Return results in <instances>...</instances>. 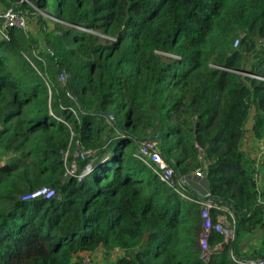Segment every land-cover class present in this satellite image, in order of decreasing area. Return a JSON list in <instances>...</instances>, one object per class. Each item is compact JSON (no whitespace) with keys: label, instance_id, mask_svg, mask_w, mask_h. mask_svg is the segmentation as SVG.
<instances>
[{"label":"trees","instance_id":"obj_1","mask_svg":"<svg viewBox=\"0 0 264 264\" xmlns=\"http://www.w3.org/2000/svg\"><path fill=\"white\" fill-rule=\"evenodd\" d=\"M0 2L41 34L0 38V264L264 259L259 170L244 149L250 133L264 144V0ZM148 139L178 191L136 157ZM77 142L95 152L78 164L93 166L81 183L65 178ZM198 170L210 195L185 198L179 181ZM44 188L58 196L23 200ZM208 199L225 209L215 224L233 215L236 238L212 233L206 262L196 201ZM261 231V247L242 253Z\"/></svg>","mask_w":264,"mask_h":264},{"label":"built area","instance_id":"obj_2","mask_svg":"<svg viewBox=\"0 0 264 264\" xmlns=\"http://www.w3.org/2000/svg\"><path fill=\"white\" fill-rule=\"evenodd\" d=\"M10 28H17L21 29L25 32L28 31V21L26 17L21 14H18L13 9H5L3 12L0 13V38L9 40L8 30ZM261 44H264V39H262ZM239 45V39L235 42V47ZM247 76H251L257 78L254 75L245 74ZM67 76L65 73H61L59 76V82L62 84H66ZM139 146V152L136 154V157L142 161L148 168L152 170V172L160 179L161 182L168 185L173 189H177V181H176V174L174 169L168 163L167 158L162 153L160 149V142L156 139H148L144 141L137 142ZM94 151H86L83 150L80 143L77 142V151L75 153V160L70 168L67 169L65 174L66 177H75L77 178L78 182L81 183L84 179L93 171V166L90 163L83 172L79 173V166L80 162L88 161L92 156H94ZM68 153L65 154V160L67 159ZM261 157L264 158V148L261 152ZM195 176L198 178L207 179V172L206 170H198L195 173ZM179 185L181 183L179 181ZM210 195V193H209ZM207 195L205 198H207ZM58 196V193L53 189L44 188L36 193H33L27 197H24V201H30L36 199L38 197H44L45 199H53ZM185 198L187 196L183 195ZM197 203L202 205V221H203V233L201 235V247H202V259L208 262L212 255V250L209 246V241L211 239L212 233H220L225 235L227 242L234 241L236 238V221L232 214L231 218L232 221L225 220L224 223H217L215 224L212 219L211 212L214 209L218 210H225L217 205H215L211 200H197ZM232 258L236 264H264V259L261 258H237L232 253ZM85 264H90L89 260L85 261Z\"/></svg>","mask_w":264,"mask_h":264},{"label":"crops","instance_id":"obj_3","mask_svg":"<svg viewBox=\"0 0 264 264\" xmlns=\"http://www.w3.org/2000/svg\"><path fill=\"white\" fill-rule=\"evenodd\" d=\"M4 7L0 2V9ZM264 148V144L257 141L250 133L245 140L244 149L249 153L250 157L256 161L259 170V186L260 191L263 194L261 199L264 204V158L261 157V152ZM181 192L187 197L192 195L205 198L209 195V184L204 178H198L194 173L185 176L180 179ZM263 231L253 235H244L240 243V249L244 254H251L256 252L262 244Z\"/></svg>","mask_w":264,"mask_h":264},{"label":"rangeland","instance_id":"obj_4","mask_svg":"<svg viewBox=\"0 0 264 264\" xmlns=\"http://www.w3.org/2000/svg\"><path fill=\"white\" fill-rule=\"evenodd\" d=\"M5 9L1 8L0 13L3 12ZM28 31L34 35L37 38H41V34L39 33V27L35 21L29 22L28 25ZM131 151V148H130ZM10 156H3L0 154V166L6 163L9 160ZM174 159V156H173ZM97 262H100L99 264H112L110 260L104 259V256L98 255Z\"/></svg>","mask_w":264,"mask_h":264},{"label":"water","instance_id":"obj_5","mask_svg":"<svg viewBox=\"0 0 264 264\" xmlns=\"http://www.w3.org/2000/svg\"><path fill=\"white\" fill-rule=\"evenodd\" d=\"M44 15H45V14H44ZM104 116H106V117H108V118H110V119H114V117H115L114 113H112V112L105 113ZM199 126H200V124L198 123V124H197V128H198ZM158 140L162 142V140H163L162 136H159V137H158Z\"/></svg>","mask_w":264,"mask_h":264}]
</instances>
